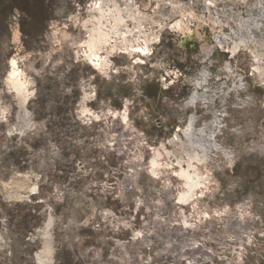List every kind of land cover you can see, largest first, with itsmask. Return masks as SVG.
<instances>
[{
    "label": "rangeland",
    "instance_id": "obj_1",
    "mask_svg": "<svg viewBox=\"0 0 264 264\" xmlns=\"http://www.w3.org/2000/svg\"><path fill=\"white\" fill-rule=\"evenodd\" d=\"M0 264H264V0H0Z\"/></svg>",
    "mask_w": 264,
    "mask_h": 264
},
{
    "label": "bare ground",
    "instance_id": "obj_2",
    "mask_svg": "<svg viewBox=\"0 0 264 264\" xmlns=\"http://www.w3.org/2000/svg\"><path fill=\"white\" fill-rule=\"evenodd\" d=\"M107 12H108L107 15L109 17L113 18L116 26L118 24H120V22L122 21V18H121L119 10L117 8H114L112 10H107ZM102 17H103V14H102V11H101L100 14H99V17L97 18V23L98 24H97V26H95L90 31L88 41L86 42V46H87L88 51H89L88 57L90 58V60H92V57H96V51L101 48V44L103 42H106V39L103 38L105 36V34H103L101 32V29H100V19ZM179 23H180V21H179ZM179 23L176 24V30L180 29ZM99 66H102V63H100ZM11 76H14V70L13 69H12V72H11ZM10 82H11V84H12V86L14 88H17L19 86V83H17L14 80V78L13 79L11 78ZM194 160L195 161H199L200 159L198 158V156L196 154L189 155L188 156V169L185 170V169L181 168L180 171H179V175L184 179L185 184H186V186L188 188V192H190L192 188H195L199 184V178L197 176V173L195 172V167L192 166V162ZM156 166H157V163L153 159L151 161V167L155 168ZM189 168L193 169V173L192 174L189 172ZM151 172L154 173V169H152ZM188 194L189 193L182 194L180 196V199L186 200L188 198Z\"/></svg>",
    "mask_w": 264,
    "mask_h": 264
}]
</instances>
